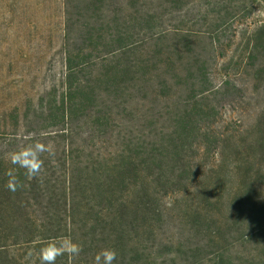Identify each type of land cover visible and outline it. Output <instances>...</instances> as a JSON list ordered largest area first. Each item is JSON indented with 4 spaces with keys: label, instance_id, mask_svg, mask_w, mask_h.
I'll return each mask as SVG.
<instances>
[{
    "label": "trees",
    "instance_id": "1",
    "mask_svg": "<svg viewBox=\"0 0 264 264\" xmlns=\"http://www.w3.org/2000/svg\"><path fill=\"white\" fill-rule=\"evenodd\" d=\"M249 2L257 0H61L64 69L43 91L46 100L39 97L31 108L35 131L65 126L69 238L83 250L55 264H93L104 248L116 251L114 264H157L150 243L162 230L160 199L174 191L193 192L212 212L224 213L217 223L204 219L198 232L218 243L220 251L208 254L216 252L224 264H254L244 256L233 263L225 252L238 242L264 244V197L257 198L264 193V110L254 141L246 131L235 145L221 140L222 131H211L215 108L240 101L246 90L236 74L216 86L209 74L211 52ZM242 51L237 71L261 81L264 25ZM2 52L5 61L15 56L9 48ZM257 103L264 108V99ZM218 142L226 152L216 166H205L215 181L198 183L195 147L204 145L202 160ZM222 170L236 181L228 193ZM43 245L33 244L28 259L2 257L7 250L0 249V264H40Z\"/></svg>",
    "mask_w": 264,
    "mask_h": 264
},
{
    "label": "rangeland",
    "instance_id": "2",
    "mask_svg": "<svg viewBox=\"0 0 264 264\" xmlns=\"http://www.w3.org/2000/svg\"><path fill=\"white\" fill-rule=\"evenodd\" d=\"M261 25H264V0L249 2L245 16L233 23L225 32V38L219 39L220 44L217 49H213L209 59V74L215 86L224 81L225 77L233 78L236 74L234 81L242 85L241 92L246 90L242 99L238 98L240 101L221 102L215 108L217 130L211 131H222L224 134L221 132L220 139L224 136L233 145L241 137L245 138L242 134L245 131L255 140L257 129L254 125L264 110L257 103V99H264V73L263 79L258 82L255 75L240 74L235 66L247 37ZM7 48L15 55L10 54L9 59L14 57L17 61L13 67L9 59H3L2 51ZM62 49L61 0H0V249L7 250L2 255L5 258H12L10 255L34 258L33 244H47L69 238L65 126L35 131L37 124L33 122L31 108L32 105L38 106L39 97L46 100L43 91L61 79L59 75L64 69ZM37 139L45 144L51 143L55 155L44 153L41 156L43 169L39 178L28 179L24 169L12 165L7 157L20 146ZM203 147L200 143L199 147H195V162L201 166L196 181L213 185L211 179L214 182L215 176L208 175L206 169L221 161V154L226 152L225 146H220L218 142L213 152L210 151L201 160L199 157L204 152ZM199 149L202 150L199 152ZM9 170L13 171L19 181L20 186L16 192L5 187ZM228 174L223 170L220 172L225 193L236 184L234 177H225ZM259 185L258 189L263 188ZM193 189L188 186L186 191ZM261 197H264V193L257 198ZM160 203L163 209L162 230L157 229L150 243L157 264H224L219 261L216 252L214 255L208 254L218 249V243L204 233L203 236L198 235L204 229V219H212L217 223L221 216H225L222 211L212 212L193 192H167L161 197ZM227 209L231 212L228 206ZM236 235L234 232L230 234L232 237ZM207 254L212 257H207ZM225 255L233 258V263L240 262L244 256L254 264H259L260 257L264 259V244L261 240L238 242L232 244Z\"/></svg>",
    "mask_w": 264,
    "mask_h": 264
},
{
    "label": "clouds",
    "instance_id": "3",
    "mask_svg": "<svg viewBox=\"0 0 264 264\" xmlns=\"http://www.w3.org/2000/svg\"><path fill=\"white\" fill-rule=\"evenodd\" d=\"M47 153L54 156V148L51 143L45 144L41 140H34L32 143L22 145L17 150L8 154V160L12 165L24 169V174L28 179H38L42 169L43 160L41 156ZM6 175L8 180L5 187L16 192L19 181L13 171L9 170ZM82 245L73 239L65 237L58 242H49L39 249L40 264H55L56 259L60 256L67 255L70 259H75L82 252ZM31 256V252L28 253ZM117 260V253L112 248H104L93 258V264H114Z\"/></svg>",
    "mask_w": 264,
    "mask_h": 264
}]
</instances>
